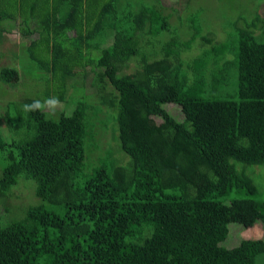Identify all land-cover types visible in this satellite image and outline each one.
Returning <instances> with one entry per match:
<instances>
[{"label": "trees", "instance_id": "1", "mask_svg": "<svg viewBox=\"0 0 264 264\" xmlns=\"http://www.w3.org/2000/svg\"><path fill=\"white\" fill-rule=\"evenodd\" d=\"M263 1L222 39L194 14L183 40L161 0H0V43L18 30L27 55L0 82L26 68L43 87L0 108V264H264V239L222 246L231 224L264 227L247 174L264 165ZM52 97L57 115L24 111Z\"/></svg>", "mask_w": 264, "mask_h": 264}, {"label": "rangeland", "instance_id": "2", "mask_svg": "<svg viewBox=\"0 0 264 264\" xmlns=\"http://www.w3.org/2000/svg\"><path fill=\"white\" fill-rule=\"evenodd\" d=\"M146 2H151L153 0H145ZM178 1V2H177ZM164 7L169 10L168 14H173L171 19L172 30L171 33H174V30L177 32L183 31L181 34L182 39H188V36L185 34L186 29L189 28L190 24L189 17L194 14H200L201 17V24L205 29L212 30L217 29L215 34H217V39L224 38V34L222 33L223 28L227 27L228 20L226 19L229 15V19H235L233 14L239 13H248L252 14L254 11L258 10L255 9L256 0H161ZM256 2V3H255ZM174 3V4H173ZM176 4V6L172 7ZM261 6V13L264 15V1L260 4ZM179 15V18L177 17ZM247 15V16H248ZM185 20L186 25L183 26L182 20ZM6 38L5 44L0 43V64L1 65H8L13 67L14 69L18 70V61L21 63L24 59H26V51L22 48L24 47L22 44L21 46V39H20V32L18 30L14 31L12 34H5ZM170 33L165 32V40H169L171 38ZM19 46V48L17 47ZM23 46V47H22ZM199 43L195 44L197 48L199 47ZM4 48L6 51V56L1 55V49ZM190 56V54H186L185 57ZM25 65L22 64L21 68ZM135 67V61H131L128 65L129 69ZM26 70V68H25ZM24 70L23 76L21 77V81L19 85L15 88H10L9 85L0 82V108L1 110L4 109L5 105L8 101H19L27 97H42V90L43 87L41 86L40 82L33 78H26V72ZM19 79V78H18ZM17 79L13 80L16 82ZM90 93L91 90H88ZM39 95V96H38ZM94 100L99 102V96L94 95ZM64 108V105L60 104L57 110H61ZM165 108L171 112L178 120H182L183 116L181 113V109L174 104L166 105ZM57 115V113H54ZM160 121L151 120L150 123L152 126L158 124ZM123 154V153H122ZM124 155V154H123ZM247 174L251 175L255 183L259 188L260 197L264 198V165L262 166H255L249 167ZM19 194V192H17ZM14 201V200H13ZM230 228V236L222 243V246L227 248H234L240 244L242 240L248 239H264V227L261 223L256 224L254 227L245 229L240 224H231Z\"/></svg>", "mask_w": 264, "mask_h": 264}, {"label": "clouds", "instance_id": "3", "mask_svg": "<svg viewBox=\"0 0 264 264\" xmlns=\"http://www.w3.org/2000/svg\"><path fill=\"white\" fill-rule=\"evenodd\" d=\"M61 102L58 97H52L44 100L43 102L40 100H34L31 104L24 105L25 112H35L40 111L44 112L48 111L49 114H54L57 108L60 106Z\"/></svg>", "mask_w": 264, "mask_h": 264}, {"label": "crops", "instance_id": "4", "mask_svg": "<svg viewBox=\"0 0 264 264\" xmlns=\"http://www.w3.org/2000/svg\"><path fill=\"white\" fill-rule=\"evenodd\" d=\"M37 37H38L37 34L33 35L34 39L37 38ZM70 37H71V35L70 36H66V38H63V42L66 43V44H69L70 43Z\"/></svg>", "mask_w": 264, "mask_h": 264}]
</instances>
